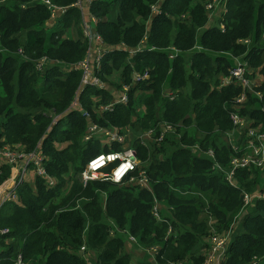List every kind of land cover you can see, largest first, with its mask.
Returning <instances> with one entry per match:
<instances>
[{"label":"trees","instance_id":"obj_1","mask_svg":"<svg viewBox=\"0 0 264 264\" xmlns=\"http://www.w3.org/2000/svg\"><path fill=\"white\" fill-rule=\"evenodd\" d=\"M49 1L65 8L51 27L40 0H0V138L24 151L39 142L54 179L46 187L34 177L32 186L17 188L15 202L1 206L0 229L7 231L0 234V264H14L17 254L23 264H201L209 233L229 228L225 261L264 264V197L242 201L243 194L264 192V165L232 167L240 153L228 138L229 116L241 89L220 85L235 57L245 61L247 77L260 75L238 113L264 128V0H225V11L209 25L203 0H90L88 12L104 46L134 48L144 39L145 49L132 55L104 51L93 69L107 87L130 85L126 103L96 112L93 106L113 93L85 86L78 97L91 122L126 130L122 142L82 139L88 122L68 106L87 41L77 0ZM70 29L75 37L66 34ZM41 56L49 61L36 69ZM133 71L147 77L132 82ZM52 113L59 116L47 128ZM162 124L171 130L159 142H141L142 131L159 133ZM242 138L236 143H245ZM126 147L145 171L148 188L124 180L80 182L90 158ZM9 170L0 164V184ZM128 236L140 249L135 261Z\"/></svg>","mask_w":264,"mask_h":264},{"label":"built area","instance_id":"obj_2","mask_svg":"<svg viewBox=\"0 0 264 264\" xmlns=\"http://www.w3.org/2000/svg\"><path fill=\"white\" fill-rule=\"evenodd\" d=\"M40 2L45 5L49 13L48 19L46 20L47 26L52 22L54 24L56 18L65 11V8L58 7L49 0H40ZM216 2L217 0H203L202 4L207 13V19L208 14H210L212 7ZM221 4V10L216 13V17H219L225 11V0H222ZM75 6L80 13V31L86 38L87 48L84 57L75 66L81 70V73L79 83L74 91L68 108L79 110L81 115L84 116L88 122L82 137L84 141L90 140L92 137L102 136L107 142H122L127 136L126 130L104 128L103 126L91 122L89 120L88 112L81 109L78 97L85 86H92L99 89L105 88L106 90L113 93L111 99L107 103H98L95 105V107L93 106V109L96 112L111 110L112 106L117 103H126L127 91L130 85L122 82L120 83L118 89H113L111 86L107 87L102 83L98 76L93 73V69L98 67L100 56L104 51L124 49L129 53V55H132L136 51L145 49L144 39H142L141 42L134 48H126L122 44L104 46L94 29L95 19L88 12V7L87 11H85L80 0L76 1ZM156 10L157 5L152 4L150 6L151 13H154ZM213 18L215 17H211L210 20L212 21ZM262 37H264V34H262ZM240 41L242 43L248 42L247 39H242ZM17 53H22L20 47H18ZM169 57H172V55L170 54ZM47 61L49 60L44 56H41L37 59L35 68L40 69ZM234 61L235 63L229 70L228 75L222 77L220 80V85L236 83L241 89V92L233 99L232 105L234 110L229 116L232 129L228 133V138L233 149L240 153L238 157H233L231 159V165L233 168L248 167L250 165L262 167L264 165V128H261L260 125L252 126L238 113V108L241 107V104H243L246 100V92H252L253 87L259 83L255 82V77L252 79L246 76L247 70L244 60H239L237 57H235ZM51 63H55V61L51 60ZM71 67V65L68 66V68ZM146 77V72L139 74L133 71L131 73L132 82L144 79ZM254 93L257 94L256 91H254ZM166 95L170 99L173 97L170 91H166ZM63 114L64 113H62V115ZM58 116L59 114L56 113L50 114L51 120L47 128L57 120ZM168 130H171V128L167 124H162L159 133H156L154 129H148L142 131L139 134V138L141 139V142H159L162 138L163 132ZM241 134L243 135V138L246 139V142L241 144L240 141L237 144L236 140ZM39 145L40 144L38 142L32 150L24 151L21 145L9 144L5 142L3 138H0V164H6L10 167L8 178L0 184V208L5 203L15 202L17 200V188L23 183L28 184V181L33 182V178L36 176L44 180V185L46 187H51L54 185V179L47 173L45 169V156L40 151ZM205 154L212 158L211 149H207ZM107 167L108 170H104ZM139 168V160L137 159L134 151L129 147H126L121 151L98 153L97 155L90 158L79 172V180L83 184L87 181L96 179L109 180L113 183H120L124 180L139 187L148 188V181L145 171L142 168ZM231 172L232 171H230L227 175L230 181H232ZM251 196L264 197L257 192L251 195L243 194V205L249 203ZM156 208L157 205L155 203L152 207V213L155 215V217H158ZM6 231V229H0V234L5 233ZM168 232L169 227L167 228V233ZM231 232L232 228H229L222 233H209L207 237V247L203 253L201 264H229L225 261V250L229 243ZM127 239L130 242H134V238L132 236H128ZM83 248V246L80 247V250L82 251ZM154 250L156 249H151V251ZM14 264H23L20 254H17L14 258ZM174 264L181 263L175 262Z\"/></svg>","mask_w":264,"mask_h":264},{"label":"rangeland","instance_id":"obj_3","mask_svg":"<svg viewBox=\"0 0 264 264\" xmlns=\"http://www.w3.org/2000/svg\"><path fill=\"white\" fill-rule=\"evenodd\" d=\"M222 0H217V2L215 3V5L212 7V10H211V12H210V14H208V22H207V24L209 25L210 23H211V20H210V18L211 17H216V13L218 12V11H220L221 10V6H222ZM72 31H73V34L72 35H70L69 34V31H67V33L66 34H68L69 36H72V37H75L76 35H75V31L72 29ZM18 145V144H17ZM253 193H255V192H253ZM257 193H259V194H261V196H264L263 194H264V192H260V191H258ZM233 227V226H232ZM231 236V235H230ZM130 242V241H129ZM134 242H135V240H134ZM134 242H130L129 243V250H127V252L130 254V257H131V260L133 261H135L136 259H137V257L138 256H140V249H137V248H132V246H131V243H134Z\"/></svg>","mask_w":264,"mask_h":264},{"label":"crops","instance_id":"obj_4","mask_svg":"<svg viewBox=\"0 0 264 264\" xmlns=\"http://www.w3.org/2000/svg\"><path fill=\"white\" fill-rule=\"evenodd\" d=\"M80 2H81V4H82V6H83V9H84L85 11H87V7H88L89 0H80ZM52 25H53V22H52L50 25H48V26L51 27ZM69 34H70V35L73 34L72 29L69 30ZM71 37H72V36H71ZM255 82H256V83H260V82H261V76H260V75L256 74V76H255ZM32 183H33V182L28 181V184L31 185V186H32Z\"/></svg>","mask_w":264,"mask_h":264}]
</instances>
